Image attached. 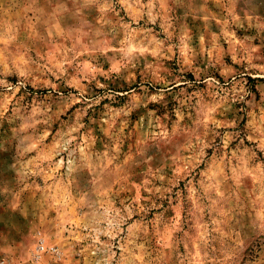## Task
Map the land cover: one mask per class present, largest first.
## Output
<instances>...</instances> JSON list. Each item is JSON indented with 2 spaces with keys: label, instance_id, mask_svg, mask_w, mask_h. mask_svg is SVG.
Returning <instances> with one entry per match:
<instances>
[{
  "label": "rangeland",
  "instance_id": "1",
  "mask_svg": "<svg viewBox=\"0 0 264 264\" xmlns=\"http://www.w3.org/2000/svg\"><path fill=\"white\" fill-rule=\"evenodd\" d=\"M0 264H264V0H0Z\"/></svg>",
  "mask_w": 264,
  "mask_h": 264
},
{
  "label": "built area",
  "instance_id": "2",
  "mask_svg": "<svg viewBox=\"0 0 264 264\" xmlns=\"http://www.w3.org/2000/svg\"><path fill=\"white\" fill-rule=\"evenodd\" d=\"M39 249L42 251H44L46 249L45 245L43 242H41L40 246H39ZM55 252V249L53 250Z\"/></svg>",
  "mask_w": 264,
  "mask_h": 264
}]
</instances>
